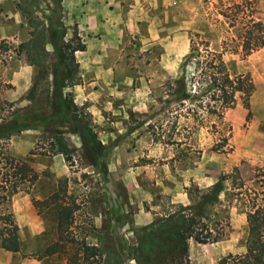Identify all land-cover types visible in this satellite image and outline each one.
I'll use <instances>...</instances> for the list:
<instances>
[{"label":"rangeland","instance_id":"374dc122","mask_svg":"<svg viewBox=\"0 0 264 264\" xmlns=\"http://www.w3.org/2000/svg\"><path fill=\"white\" fill-rule=\"evenodd\" d=\"M113 1L120 3L119 16L130 13L122 46L112 54L124 70L116 73L108 90L101 89L104 97L94 112L92 103L77 102V84L63 89L83 108L103 145L99 162L91 165L68 122L49 117L46 96L52 91V69H59L50 34L59 45L61 22L62 41L73 37L72 44L83 43L73 22L77 11L65 12L68 0H0V41L9 49L0 51V119H20L27 112L48 118L47 126L36 120L35 128L8 138L0 134V151L7 147L37 175L34 181H19L8 201L0 198V211L12 213L20 241L16 253L0 247V264H66L56 255L22 257L54 237L52 216L42 218L32 198L48 197L59 183L78 205L73 237L99 246L105 253L103 264H135L129 251L142 227L180 207L201 219L205 237L204 243L188 240L190 264H217L229 254L247 259L255 250L245 242L246 197L236 193L254 187L256 173L264 172V29L243 57L239 45L244 20L231 26L221 13H245L264 23V0ZM233 3L243 11L236 12ZM191 43L198 56L184 64ZM211 52L221 54L230 78L248 72L254 84L250 94L233 92L221 116L208 91ZM80 55L75 52L74 59ZM176 75L186 77V91L194 99H175L171 81ZM200 100L202 116L195 114ZM56 136L67 145L66 154L59 152ZM4 171L0 169V181ZM219 179L217 200L201 205ZM1 232L0 220V238Z\"/></svg>","mask_w":264,"mask_h":264},{"label":"trees","instance_id":"16d2710c","mask_svg":"<svg viewBox=\"0 0 264 264\" xmlns=\"http://www.w3.org/2000/svg\"><path fill=\"white\" fill-rule=\"evenodd\" d=\"M235 8H240L239 3H233ZM238 9L236 12H242ZM228 20L231 26H234L238 19L244 20L243 30L240 33V49L242 56L245 57L253 50L252 40L264 29V23L261 20H255L253 17L247 18L245 13L242 15H230L221 13ZM59 45L57 40H53V33L50 34V45L55 51L57 67L52 69V91L47 93V99L51 106V115L49 117H60L69 124V131L75 134L81 144L84 158L91 165H96L102 154L103 145L98 140L95 131L87 120L83 108L77 106L70 92L63 93L64 87H71L80 83L78 75V63L74 59L76 51L85 49L83 43L77 42L74 38L64 42L63 36L65 27L58 22ZM23 47V46H21ZM2 49V50H1ZM6 41H0V51L8 52ZM197 50L194 43L190 44L189 52L185 56L184 64L188 58L196 55ZM212 59L208 62L207 77L209 78L208 91L211 92L210 100L221 107L218 116H221L223 109H226L230 103L233 92H244L250 94L254 89V84L248 72L238 73L232 78L227 73V66L224 63L221 54L211 52ZM171 84L173 85L175 99L177 101L192 100L187 93V80L184 75H176ZM210 100H206L208 105ZM203 100L196 103L195 114L200 112L203 115ZM200 110V111H199ZM9 115H14L12 110ZM22 118L12 117L11 120L0 119V134L3 137H9L22 130L35 128L33 125L36 120H42L43 125L47 126L48 118L40 117L35 113L27 112L22 114ZM56 144L59 152L66 154L67 145L61 136H56ZM0 169H5L4 177L0 181V198L8 201L10 195L17 190L19 181H34L37 175L24 160L12 155L7 147L0 151ZM3 166V167H2ZM241 184V183H239ZM243 185L236 186L242 188ZM222 189L221 180H217L210 187L209 191L203 195L200 204L215 202ZM244 199L247 204L245 212L246 219V237L245 242L255 251L250 252L247 259L239 260L232 255H226L219 259L217 264H264V172H257L255 175L254 187L238 191L236 193ZM33 206L41 214L42 218L51 215V228L53 238L47 239L45 243L35 249L33 252L23 254L22 257H32L36 260L56 255L66 261V264H103L105 253L99 246L86 241L85 238L75 239L73 237L74 214L78 205L72 197L68 195L66 186L59 183L57 189L48 197L38 200L32 198ZM45 211H42V210ZM187 207H180L177 210L167 213L164 216L153 219L147 226L142 227L140 237H137L136 247L130 249L131 259L135 264H190L188 260V240L192 238L196 243H204L200 225V218L191 213L185 214ZM0 220L2 222V232L0 238V247L7 252L16 253L20 251V241L18 226L14 222L12 213L9 209L0 211Z\"/></svg>","mask_w":264,"mask_h":264},{"label":"crops","instance_id":"0c3cea01","mask_svg":"<svg viewBox=\"0 0 264 264\" xmlns=\"http://www.w3.org/2000/svg\"><path fill=\"white\" fill-rule=\"evenodd\" d=\"M64 8L65 12L77 11L73 22L79 26L85 45L84 50L76 51L81 54L77 61L81 82L75 87L76 100L92 103L94 112V105L102 100L101 89L108 90L113 78H117L116 73L124 70L112 54L122 46L127 24L131 22L126 20L130 13L121 15L125 18L119 16L116 11H120V3L113 0H68ZM121 76L125 83L129 80L124 73Z\"/></svg>","mask_w":264,"mask_h":264}]
</instances>
